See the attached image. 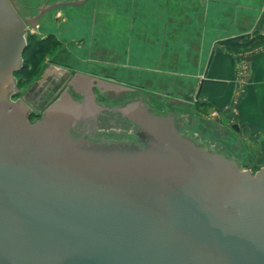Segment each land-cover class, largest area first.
I'll use <instances>...</instances> for the list:
<instances>
[{
	"label": "water",
	"instance_id": "water-1",
	"mask_svg": "<svg viewBox=\"0 0 264 264\" xmlns=\"http://www.w3.org/2000/svg\"><path fill=\"white\" fill-rule=\"evenodd\" d=\"M63 5L28 18L0 0V264H264V168L87 75L35 124L10 102L31 32Z\"/></svg>",
	"mask_w": 264,
	"mask_h": 264
},
{
	"label": "rangeland",
	"instance_id": "rangeland-1",
	"mask_svg": "<svg viewBox=\"0 0 264 264\" xmlns=\"http://www.w3.org/2000/svg\"><path fill=\"white\" fill-rule=\"evenodd\" d=\"M15 1L28 18L38 16L42 9L65 4L45 14L39 27L31 32L22 67L14 75V87L8 95L10 102L21 100L27 106V120L31 124L45 116L46 112H38L52 100L60 98L76 74H83L136 90L152 114L173 116L181 136L234 161L240 169L252 174L263 169L264 162L250 161L249 142L233 127L241 113L249 125H263L262 84L246 83L242 100L236 99V105L240 103L238 106L242 108L233 109L236 118L228 121L224 111L197 101L198 84H183L184 91L181 92V84L172 80L151 84L142 77L140 83L129 77L127 67L121 65L122 61L125 63L124 51L115 50L112 43L113 34L117 30L124 32L127 24L121 20L114 23L115 20L111 19H96L95 15L99 13L100 16L102 9L101 0ZM102 24L106 25L107 30L100 27ZM122 34L125 39V34ZM82 39L85 40L81 42ZM122 47L120 44L119 48ZM248 47V50L235 49L233 52L242 54L254 49ZM54 78L56 80L52 81ZM241 101L245 103L241 104ZM219 126L226 129L224 133ZM258 136L264 137V132ZM257 140L255 138L250 143L257 144Z\"/></svg>",
	"mask_w": 264,
	"mask_h": 264
},
{
	"label": "crops",
	"instance_id": "crops-1",
	"mask_svg": "<svg viewBox=\"0 0 264 264\" xmlns=\"http://www.w3.org/2000/svg\"><path fill=\"white\" fill-rule=\"evenodd\" d=\"M100 4L101 17L98 13L96 19L127 24L124 32L113 34L112 43L115 50L123 49L121 65L135 82L140 83V77L151 84L172 80L181 84V92L183 84H198L197 101L224 111L228 121L236 118L233 109L242 108L236 99L242 100L248 83L264 87V0H101ZM100 27L107 30L106 25ZM248 46L254 49L233 52ZM238 118L233 127L249 142L250 161L263 163L264 137L258 135L264 132V118L260 126L245 122L243 113ZM255 138L258 143L251 144Z\"/></svg>",
	"mask_w": 264,
	"mask_h": 264
},
{
	"label": "flooded vegetation",
	"instance_id": "flooded-vegetation-1",
	"mask_svg": "<svg viewBox=\"0 0 264 264\" xmlns=\"http://www.w3.org/2000/svg\"><path fill=\"white\" fill-rule=\"evenodd\" d=\"M51 80L54 81V80H56V79L54 78V79H51ZM51 80H50V81H51ZM47 85H49V84L47 83ZM58 99H59V98L52 100L49 104H47L44 108H42L43 110L39 111L38 114H40V113H42V112H46L50 107L56 105ZM131 118L134 119V115H133Z\"/></svg>",
	"mask_w": 264,
	"mask_h": 264
},
{
	"label": "trees",
	"instance_id": "trees-1",
	"mask_svg": "<svg viewBox=\"0 0 264 264\" xmlns=\"http://www.w3.org/2000/svg\"><path fill=\"white\" fill-rule=\"evenodd\" d=\"M27 48H28V46H27ZM27 50V49H26ZM26 52V51H25ZM25 54V53H24Z\"/></svg>",
	"mask_w": 264,
	"mask_h": 264
}]
</instances>
